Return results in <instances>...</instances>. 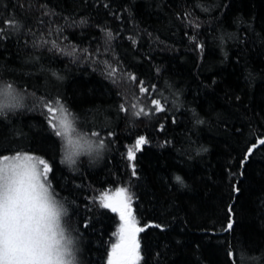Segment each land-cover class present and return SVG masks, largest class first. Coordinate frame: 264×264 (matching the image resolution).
<instances>
[{"label":"trees","instance_id":"trees-1","mask_svg":"<svg viewBox=\"0 0 264 264\" xmlns=\"http://www.w3.org/2000/svg\"><path fill=\"white\" fill-rule=\"evenodd\" d=\"M7 84L23 99L0 159L49 164L79 264H108L120 219L100 196L121 188L138 264H264V0H0ZM57 100L93 142L74 162Z\"/></svg>","mask_w":264,"mask_h":264},{"label":"snow or ice","instance_id":"snow-or-ice-1","mask_svg":"<svg viewBox=\"0 0 264 264\" xmlns=\"http://www.w3.org/2000/svg\"><path fill=\"white\" fill-rule=\"evenodd\" d=\"M13 26L16 25L14 24ZM133 79L135 78L133 77ZM140 91L147 92L148 89L141 87ZM22 99L23 97L16 92L12 84L0 85V111L20 107ZM53 103L55 107L49 104L47 106L48 111L50 113L58 112L60 119L51 126L55 134L66 141L65 159L69 162H74V157L82 152L93 151V142L85 139L82 134L76 133L74 127L75 118L71 116L69 110L60 101L57 100ZM152 103L156 105L157 111L164 110L158 100H153ZM121 108L123 109L124 105H121ZM140 111L143 112L144 109ZM74 133L79 136L78 139H73ZM93 135H98V133H93ZM144 143V138H139L136 141V148L139 149ZM259 143L264 144V139H260ZM100 146L102 147L103 145L101 144ZM251 153L252 148H249L247 155H251ZM128 158L130 160L135 159L131 150L128 152ZM245 159H247V156ZM50 171L49 164L43 158H35L29 154H16L14 158H6L0 162V182L11 181L15 177L23 176L27 179L28 186L37 196L51 198L54 194L50 190L51 184L47 179V173ZM133 172L135 174L134 168ZM177 179L179 180V177ZM234 190L238 191L235 188ZM131 199L132 197L124 188L115 191L114 195L105 194L101 199V206L118 213L122 222L118 233L119 242L111 248L108 264H138L140 259L139 243L136 240V235L143 229L138 227L134 221ZM62 211L65 215L67 214L66 208L62 207ZM60 214V210H57V226H59ZM232 227V223L229 222L227 230H231ZM0 264H40L36 253L27 251L16 243L11 220L6 217L2 205H0Z\"/></svg>","mask_w":264,"mask_h":264},{"label":"clouds","instance_id":"clouds-1","mask_svg":"<svg viewBox=\"0 0 264 264\" xmlns=\"http://www.w3.org/2000/svg\"><path fill=\"white\" fill-rule=\"evenodd\" d=\"M0 205L11 220L16 243L36 253L40 264H79L75 241L64 223L68 211L63 213L64 205L54 196H37L27 179L19 176L0 182Z\"/></svg>","mask_w":264,"mask_h":264},{"label":"rangeland","instance_id":"rangeland-1","mask_svg":"<svg viewBox=\"0 0 264 264\" xmlns=\"http://www.w3.org/2000/svg\"><path fill=\"white\" fill-rule=\"evenodd\" d=\"M144 145H145V143H144L143 145H141L140 148H142V146H144ZM140 148H139V149H140ZM139 149L136 148V144H135L134 147L131 148V149H129V150H131V151L133 152L134 156H135L136 152H137ZM129 150H128V152H129ZM32 156L35 157V158H38V157H36V156H34V155H32ZM12 158H14V157H7V159H12ZM5 159H6V158L0 159V162L4 161ZM64 159H65V158H64ZM68 162H69V161H68ZM41 167H42V166H41ZM50 190H51V189H50ZM118 190H119V189H118ZM51 191H52V190H51ZM116 191H117V190H116ZM52 192H53V191H52ZM105 194H108V195H114V194H115V191L102 194V195L100 196V199H102L103 196H104ZM54 197H55V196H54ZM132 213H133V212H132ZM133 217H134V214H133ZM134 221H135L136 225L138 226V223H137V220L135 219V217H134ZM121 223H122V222L120 221L119 227H120ZM119 227H118V230H117V233H116V236H115L114 243H113L112 247H113L116 243L119 242V235H118V233H119ZM136 240L138 241V238H136ZM110 253H111V250H110ZM139 254H140V258H141L140 246H139ZM109 256H110V254H109ZM139 261H140V259H139ZM139 261H138V263H139Z\"/></svg>","mask_w":264,"mask_h":264},{"label":"water","instance_id":"water-1","mask_svg":"<svg viewBox=\"0 0 264 264\" xmlns=\"http://www.w3.org/2000/svg\"><path fill=\"white\" fill-rule=\"evenodd\" d=\"M140 233H142V231H140L139 233H137L136 238H138V235H139Z\"/></svg>","mask_w":264,"mask_h":264}]
</instances>
